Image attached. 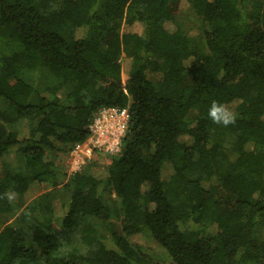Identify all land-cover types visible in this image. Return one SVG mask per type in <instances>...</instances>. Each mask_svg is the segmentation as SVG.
Instances as JSON below:
<instances>
[{
  "label": "trees",
  "instance_id": "trees-1",
  "mask_svg": "<svg viewBox=\"0 0 264 264\" xmlns=\"http://www.w3.org/2000/svg\"><path fill=\"white\" fill-rule=\"evenodd\" d=\"M104 106L129 109L121 154L45 159ZM0 264H264V0H0Z\"/></svg>",
  "mask_w": 264,
  "mask_h": 264
},
{
  "label": "built area",
  "instance_id": "built-area-1",
  "mask_svg": "<svg viewBox=\"0 0 264 264\" xmlns=\"http://www.w3.org/2000/svg\"><path fill=\"white\" fill-rule=\"evenodd\" d=\"M129 126L128 107L99 108L86 127L87 139L74 144L68 152L66 160L68 173L81 172L85 163L99 154L109 158L121 154Z\"/></svg>",
  "mask_w": 264,
  "mask_h": 264
},
{
  "label": "rangeland",
  "instance_id": "rangeland-1",
  "mask_svg": "<svg viewBox=\"0 0 264 264\" xmlns=\"http://www.w3.org/2000/svg\"><path fill=\"white\" fill-rule=\"evenodd\" d=\"M186 10V11H185ZM177 21L183 22L186 24V27H188V29L190 30L189 32V37L194 38L196 36L199 35V25L197 24L196 26L195 21H197L199 23V18L194 14V12L192 10H187L186 7H184V10L178 14L177 17ZM173 24V25H172ZM190 25H192V28L190 27ZM167 30H174L176 25H174V23H167L165 25ZM138 28V26H136V29ZM191 62V60H189L188 62H186V65H189ZM22 78L24 79V81L30 85L36 86L38 88V90L40 91L41 95L44 97H47L49 99H51L53 96L50 94V92L48 91V87L52 86L53 83L55 82V79H53L51 77V75L47 72H35V71H25L22 75ZM151 79L153 80V82L157 83L159 81V75L158 74H151ZM57 96L59 97L60 100H64L65 98V94L63 91H59L57 93ZM25 123H20V125H18L16 128L19 131V133L21 134H25L23 133L25 130ZM67 153L68 150L67 148L64 149L61 145L57 144L56 145V149L53 152H50L46 155L45 159L48 161H52L57 163L59 161L60 164H62L63 166H65L66 168V160H67ZM111 158L106 157V156H94L90 161L86 162L85 165L83 166L84 170L85 169H91L94 165H97V163L99 164V162L102 164L103 162L105 164L109 163L111 160ZM82 169V170H83ZM68 173V171H67ZM69 174V173H68ZM168 172L166 170L162 171V178L165 179L167 176ZM61 190V189H60ZM43 192V189H41L39 186L35 185L32 187V190L29 192L28 194V199L27 201H30L31 199H33L34 197L38 196L40 193ZM110 195L108 193H105V195L103 196V200L104 201H109L110 200ZM65 197V192H58L55 195L56 201L57 200H63V198ZM114 196H111V198H113ZM113 205H117V203H111ZM95 226L97 227V229L101 232H105L103 229V225L99 222H95ZM262 237V236H261Z\"/></svg>",
  "mask_w": 264,
  "mask_h": 264
},
{
  "label": "clouds",
  "instance_id": "clouds-1",
  "mask_svg": "<svg viewBox=\"0 0 264 264\" xmlns=\"http://www.w3.org/2000/svg\"><path fill=\"white\" fill-rule=\"evenodd\" d=\"M209 116L215 122H222L224 124H228L232 122L233 117L231 114L222 106L215 102L209 108Z\"/></svg>",
  "mask_w": 264,
  "mask_h": 264
}]
</instances>
